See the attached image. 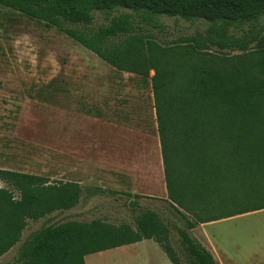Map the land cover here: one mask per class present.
Masks as SVG:
<instances>
[{"label":"trees","instance_id":"trees-1","mask_svg":"<svg viewBox=\"0 0 264 264\" xmlns=\"http://www.w3.org/2000/svg\"><path fill=\"white\" fill-rule=\"evenodd\" d=\"M0 5L57 27L117 70L141 76L153 70L150 82L166 200L185 221V228H177L185 262L217 264L188 230L264 209V54H237L222 66L205 59L183 72V54L147 53L157 51V44L135 20L151 24L162 15L202 19L211 23L208 43L246 51L256 36L231 38L227 28L259 20L264 0H0ZM119 9L130 12L108 18ZM95 12L105 14L109 22L94 29ZM66 22L76 26L67 27ZM191 39L195 47L207 46L194 37L186 40ZM257 46L264 53V37ZM223 189L228 190L226 196L211 199ZM80 195L76 182L0 168V256L19 241L28 219L72 208ZM232 204L229 211H211L213 205ZM134 221L135 227L99 218L44 225L22 242L16 263L85 264L87 254L152 239L173 264H182L170 243L169 226L156 210L143 209Z\"/></svg>","mask_w":264,"mask_h":264},{"label":"rangeland","instance_id":"rangeland-1","mask_svg":"<svg viewBox=\"0 0 264 264\" xmlns=\"http://www.w3.org/2000/svg\"><path fill=\"white\" fill-rule=\"evenodd\" d=\"M122 11L130 12L119 9L108 18ZM108 18L95 12L92 27L107 24ZM138 19L141 31L158 47L147 53L183 54V72L205 59L222 66L237 54H264L257 46L264 37V16L227 28L231 38L256 36L246 51L208 43L211 23L202 19L162 15L151 24ZM65 26L76 25L66 22ZM190 37L198 43L204 40L207 46L195 47L194 40H186ZM152 75L153 70L147 76L117 70L57 27L0 5V168L43 175L49 181H73L81 187L80 199L72 208L28 219L19 241L0 256V264H17L22 242L44 225L99 218L135 227L134 216L146 208L156 210L168 224L170 243L186 264L177 231L185 228V221L166 200L162 157L159 172L156 166L160 142ZM130 108L137 119L131 126L139 131L122 136L120 117L114 119L110 113L126 117ZM134 147L140 149L139 162L145 156L142 151L149 149L151 165L144 168V175L132 164L129 149ZM219 161L224 164L223 158ZM183 166L178 164V169ZM132 192L141 196L135 198ZM227 194L223 189L211 199ZM234 207L213 205L211 211ZM188 232L210 250L217 264H264V209L198 224ZM109 254L113 259L106 256L103 262L172 264L160 246L149 240Z\"/></svg>","mask_w":264,"mask_h":264},{"label":"crops","instance_id":"crops-1","mask_svg":"<svg viewBox=\"0 0 264 264\" xmlns=\"http://www.w3.org/2000/svg\"><path fill=\"white\" fill-rule=\"evenodd\" d=\"M128 111L129 112H128V115L126 117L123 116V115H120L119 116V115H117L116 113H113V112L110 113V116L113 117L114 119H118L120 117L121 123L119 124V127H120V130H121L122 136H124V133L125 132L126 133L127 132L128 133H134V132L137 133L139 131L138 129H136L133 126H131L132 124H135L136 123V120H137L136 119L135 109L134 110H131V108H130ZM115 124H118V123H115ZM129 151H131L129 154H132V156H133V162H132V164L137 165L139 167V169L141 170L142 175H144V168L146 170V168L151 165V163L148 160V158L150 156L149 149H147V152L145 150H144V152L142 151V153L145 154L142 162H139V159L137 158V156L140 155V149L139 148L134 147L133 149H129ZM156 162H157L156 166H157L158 172H159V165H161V153L160 152H159V155L156 156ZM160 173H161V171H160ZM159 180H160V177H159ZM132 193H135V192H132ZM200 224L203 225L205 223H200ZM143 240L144 241L149 240V241L155 242L152 239H142V240L137 241V242H134V243H129V244L117 246V247H114V248H110V249H106V250H102V251H97V252H94V253H90V254L85 255V257H84L85 264H110L108 262H106V263L103 262V260L105 259L106 256L111 257L113 259V255H110L109 254L111 251H115V250L121 249L122 247L124 248V247H127V246L129 247V246L136 245V244L140 243ZM93 256H96V257L95 258H90V260H88V257H93Z\"/></svg>","mask_w":264,"mask_h":264},{"label":"water","instance_id":"water-1","mask_svg":"<svg viewBox=\"0 0 264 264\" xmlns=\"http://www.w3.org/2000/svg\"><path fill=\"white\" fill-rule=\"evenodd\" d=\"M133 202H131V205H132Z\"/></svg>","mask_w":264,"mask_h":264}]
</instances>
